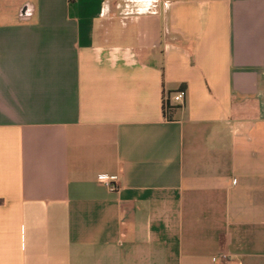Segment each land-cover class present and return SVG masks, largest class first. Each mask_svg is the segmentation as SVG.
I'll use <instances>...</instances> for the list:
<instances>
[{
  "label": "crops",
  "instance_id": "obj_1",
  "mask_svg": "<svg viewBox=\"0 0 264 264\" xmlns=\"http://www.w3.org/2000/svg\"><path fill=\"white\" fill-rule=\"evenodd\" d=\"M0 264H264V0H0Z\"/></svg>",
  "mask_w": 264,
  "mask_h": 264
},
{
  "label": "built area",
  "instance_id": "obj_2",
  "mask_svg": "<svg viewBox=\"0 0 264 264\" xmlns=\"http://www.w3.org/2000/svg\"><path fill=\"white\" fill-rule=\"evenodd\" d=\"M186 96H187L186 91H180V92H178L175 95L174 101L176 103H183L185 101V99H186ZM100 182H102L103 184H105L106 186H108L112 191L117 190V188L112 185L110 179L108 177H106V176L100 177ZM221 259L222 260H227L228 259V256L227 255H222L221 256Z\"/></svg>",
  "mask_w": 264,
  "mask_h": 264
}]
</instances>
